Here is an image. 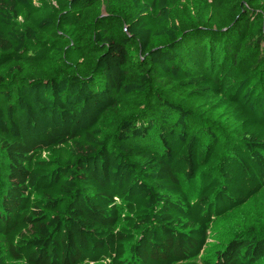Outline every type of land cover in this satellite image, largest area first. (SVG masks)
Here are the masks:
<instances>
[{"label": "trees", "instance_id": "obj_1", "mask_svg": "<svg viewBox=\"0 0 264 264\" xmlns=\"http://www.w3.org/2000/svg\"><path fill=\"white\" fill-rule=\"evenodd\" d=\"M203 1L0 0V264H264V0Z\"/></svg>", "mask_w": 264, "mask_h": 264}, {"label": "rangeland", "instance_id": "obj_2", "mask_svg": "<svg viewBox=\"0 0 264 264\" xmlns=\"http://www.w3.org/2000/svg\"><path fill=\"white\" fill-rule=\"evenodd\" d=\"M38 4V3H36ZM186 6L191 10V12L197 16L198 12L201 11L204 7V1L203 0H187L186 2ZM105 14V11L104 13ZM199 111V115L203 116V113L201 110L197 109ZM264 206V194L262 195V197L259 199V202L254 203L250 209H248V212H255L256 209H258L259 207H263ZM257 219L259 220H263L259 215H257ZM238 221L237 219L233 218L232 216L228 217L226 220H224V223H226L227 226H230L232 223ZM211 236H212V232H211ZM0 247L3 250H6V246L3 242L2 237L0 236ZM9 264H16V263H12L10 262Z\"/></svg>", "mask_w": 264, "mask_h": 264}]
</instances>
